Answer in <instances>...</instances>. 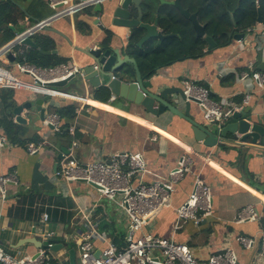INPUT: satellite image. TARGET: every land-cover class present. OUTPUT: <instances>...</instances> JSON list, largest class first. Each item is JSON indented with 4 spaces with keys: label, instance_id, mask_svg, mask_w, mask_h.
I'll use <instances>...</instances> for the list:
<instances>
[{
    "label": "crops",
    "instance_id": "obj_1",
    "mask_svg": "<svg viewBox=\"0 0 264 264\" xmlns=\"http://www.w3.org/2000/svg\"><path fill=\"white\" fill-rule=\"evenodd\" d=\"M48 1L12 0L22 14L16 24H0V50L10 49L9 44L18 34L32 28L37 20L53 16L55 11ZM154 1L159 20L171 12L180 13L173 6ZM109 3L107 0L104 5ZM99 18L93 8H88L73 16L56 19L47 29L29 36L38 49L17 46L11 51L17 54L14 62L8 56L0 61L21 81L19 88H0V134L8 141L7 145L0 147V177L15 172L20 181L18 186L8 188L5 199L0 198V247L12 255L34 256L41 246L44 248L52 242L62 247L57 252L53 250L58 261L70 264L68 252L74 249L77 263L81 264L82 236L93 232L92 244L96 254L113 242L110 237L113 228L126 234L127 246L128 218L122 210L101 198L94 187L85 183H67L55 176L64 155L76 142L73 155L81 163L109 160L122 152L142 154L147 163L146 172L141 176L145 184L167 181L178 160L184 155L189 156L192 159L191 172L175 186L170 205L162 208L142 233L186 244L199 261L206 262L211 255L230 247L238 257V264H263L259 258L260 238L264 234L263 143L238 146L228 141L232 138L228 135L217 146L207 147L195 140L192 126L186 120L169 111L161 116L148 114L142 106L115 97L104 85L94 88L82 75H76V79L64 88H51L55 92L43 93L51 97L46 103V116L57 114V110L69 103L75 105L76 116L69 124V127L75 126L74 136L68 132L69 127L63 131L62 121L59 133L45 127L40 113L35 111L31 116L27 111L23 112L28 124L16 122L15 108L36 100L39 93L34 90L28 75L17 72L15 64L25 62L40 67V62L46 61L39 58H36V64L25 59L20 61L23 51L26 54L32 50L48 52L39 53L50 57L49 61L57 66L70 63L83 70L94 64L83 50L104 47L121 50L130 43L132 30H116L103 19L98 23ZM103 23L104 28L101 27ZM159 30H163L160 25ZM8 33L14 35L10 41H6ZM235 34H244V38L236 40L233 38ZM230 38L228 45L219 47L212 37L216 47L209 50V44L206 45L201 57H189L164 66L154 77L145 80L156 87L181 89L190 81L207 88L214 101H230L235 105H241L244 95L250 93L248 115L252 122L264 126V88H260L252 77L253 72L264 74V18L252 29L231 33ZM147 44L142 51L153 46ZM128 54L129 51H125L122 55ZM125 71L134 81V66L126 64ZM243 73L250 77L242 80ZM193 114L206 123L196 104ZM65 133L68 137L64 136ZM9 137L23 142L14 143ZM31 145L39 147L37 154H29ZM197 175L211 188L214 214L199 224L187 222L176 229V211L190 197ZM249 206L258 214V220L237 223L238 215ZM44 214H48V221L43 220ZM62 217L68 219L63 221ZM54 219L58 223H54ZM239 236L255 238V246L251 250L244 249L237 241Z\"/></svg>",
    "mask_w": 264,
    "mask_h": 264
},
{
    "label": "built area",
    "instance_id": "obj_2",
    "mask_svg": "<svg viewBox=\"0 0 264 264\" xmlns=\"http://www.w3.org/2000/svg\"><path fill=\"white\" fill-rule=\"evenodd\" d=\"M105 1L107 0H49V6L55 11L53 16L37 23L19 37L22 39L29 37L44 30L56 19L73 16ZM11 51L13 47L1 49L0 61L7 58ZM15 68L19 74L28 75L32 79L34 90L40 94L55 92L45 87L46 84L63 81L82 73L77 65L70 63L43 68L24 62L16 63ZM249 77L248 73L241 75L242 80ZM252 77L260 88H264V74L253 72ZM184 84V94L187 100L198 101L197 105L207 124L226 125L236 113L244 112L252 99V94L246 93L241 105H235L230 101L216 102L211 98V93L207 88L190 81ZM19 87H21V81L18 77L13 71L0 64V88L16 89ZM43 124L55 133L61 131V118L56 113L45 115ZM68 132L74 136L75 126L71 125ZM7 143V139L0 134V147ZM72 145L73 148L67 155H64L61 165L56 169V178L67 183H85L94 187L101 198L115 204L128 218L125 250L120 251L116 244L110 242L97 258L92 244L93 232L89 231L82 236L80 242L81 264H238V257L230 247L211 255L206 262H203L196 259L193 251L186 244L177 243L174 239H163L142 233L143 228L153 219L152 217L166 207L164 205L167 201L171 200L175 186L191 172L192 159L189 156L184 155L178 160L177 165L169 172L167 181L145 184L141 181V176L146 172L147 163L142 154L122 152L114 154L109 160L81 163L73 155V149L77 143L73 142ZM28 151L30 155H35L39 147L31 145ZM19 183L15 172L1 176L0 198L5 199L9 193L8 188L16 187ZM213 210L211 188L201 176L197 175L190 197L176 211V229H180L187 222L199 224L212 217ZM48 218V214L43 215L44 221H48ZM257 220L258 214L249 206L238 215L236 222L241 224ZM139 233L142 234L136 237ZM237 241L246 250H251L256 244L255 238L245 236H239ZM54 246L50 242L34 256L12 255L0 247V264H65L54 256L52 249ZM260 248L259 258L264 261V234L260 238Z\"/></svg>",
    "mask_w": 264,
    "mask_h": 264
},
{
    "label": "water",
    "instance_id": "obj_3",
    "mask_svg": "<svg viewBox=\"0 0 264 264\" xmlns=\"http://www.w3.org/2000/svg\"><path fill=\"white\" fill-rule=\"evenodd\" d=\"M159 1L163 5L173 6L177 9L182 17L192 24L197 37L206 40L209 44V50L216 47V43L212 37L206 35V25L199 22L196 13H192L190 10L184 8L182 0H173L172 2ZM109 2H111L109 5L102 3L93 7L94 13L100 17V20H97L98 23H101L103 19L105 23L116 30H132V35H140L141 38L137 44L139 49H142L147 43L152 45L155 42H160L161 44L165 40L177 36L174 34H165L163 30H159V19L156 15L157 8L154 0H109ZM39 22L41 21L37 20V23ZM259 23H262L261 15H259ZM104 26V23L101 24L102 28ZM25 32L26 30L18 34L13 42L9 44V47L11 48L12 46L15 49L17 46H20L22 48L29 47L38 49V46L28 36H23L25 37L23 39L19 37ZM113 33L115 32L113 31ZM233 38L242 40L244 34H235ZM129 50V42L121 50L106 47L89 51L83 50L85 54L92 58L94 64L86 66L82 70V77L94 88H99L104 85L115 97L122 98L128 103L142 106L148 114L161 116L166 111H169L171 114L186 120L192 126L195 140L203 142L207 147L217 146L224 141L223 139L228 138V135H232L231 140L228 141L238 146L246 147L256 146L259 143L264 144V126L258 122H252V117L248 115L250 113L248 108L244 112L236 113L231 121L224 126H220L217 123L207 124L200 117L194 116V105H197L198 101L194 99L188 101L183 88L156 87L151 82L144 80L136 60L129 54L122 55L125 51ZM39 52L49 54L41 50ZM16 57L17 54L13 52H10L8 55L11 62H14ZM126 64H132L134 66V81L130 80L129 75L125 71ZM115 74H118V76H115ZM74 79H76L75 75L63 81L46 84L45 87L53 89L64 88ZM50 98L48 95L44 96L39 93L36 100L16 107L14 110L16 122L19 124H28L27 119L22 115L24 111H27L30 116L34 111L40 113V120L43 121L46 114V103ZM169 205L170 200L164 206ZM159 212L160 210L152 218ZM52 249L57 252L62 247L55 245ZM100 254L101 252H97L95 256L99 258ZM68 256L70 264H78L77 253L74 249L69 250Z\"/></svg>",
    "mask_w": 264,
    "mask_h": 264
},
{
    "label": "trees",
    "instance_id": "obj_4",
    "mask_svg": "<svg viewBox=\"0 0 264 264\" xmlns=\"http://www.w3.org/2000/svg\"><path fill=\"white\" fill-rule=\"evenodd\" d=\"M184 8L198 15L199 22L206 24V35L213 37L216 43L226 46L230 43V34L233 32H244L254 28L258 21L259 15L264 18V0H182ZM21 11L15 6L12 0H3L0 4V24L9 25L17 23L20 18ZM232 16L234 19H232ZM234 20V22H233ZM159 25L163 28L164 33L177 34L178 36L167 39L163 44H152V47L143 50L137 47L141 38L140 35H132L129 46V54L136 60L139 66L142 78L149 80L157 71L176 62L182 61L189 57L198 58L204 55V50L208 43L197 37L192 24L186 20L181 14L170 13L165 17H161ZM14 37L13 34L6 36V41H10ZM149 45V44H147ZM20 61L26 60L29 63L36 64V58H39L40 67L51 68L57 64L50 62L48 56L40 54L37 50L32 53L26 52L20 54ZM102 92V90H99ZM75 105L69 103L65 107L57 110V114L62 121V129L65 132L71 121L74 120L76 114ZM12 126L16 127L17 125ZM68 137V133L64 134ZM14 143H22L21 139L9 137ZM52 214L51 211H49ZM66 221V217H62ZM58 223L57 219L53 220ZM110 237L120 251L126 249V234L117 231L116 228L110 230Z\"/></svg>",
    "mask_w": 264,
    "mask_h": 264
},
{
    "label": "rangeland",
    "instance_id": "obj_5",
    "mask_svg": "<svg viewBox=\"0 0 264 264\" xmlns=\"http://www.w3.org/2000/svg\"><path fill=\"white\" fill-rule=\"evenodd\" d=\"M21 29H23V28H21ZM105 199V198H104ZM119 209V208H118ZM112 210H113V208H112ZM120 228V227H119ZM79 263H80V261H79Z\"/></svg>",
    "mask_w": 264,
    "mask_h": 264
}]
</instances>
